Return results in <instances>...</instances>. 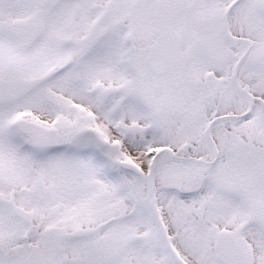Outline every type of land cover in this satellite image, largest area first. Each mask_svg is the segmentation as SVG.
Segmentation results:
<instances>
[{"label":"snow or ice","instance_id":"snow-or-ice-1","mask_svg":"<svg viewBox=\"0 0 264 264\" xmlns=\"http://www.w3.org/2000/svg\"><path fill=\"white\" fill-rule=\"evenodd\" d=\"M0 264H264V0H0Z\"/></svg>","mask_w":264,"mask_h":264}]
</instances>
